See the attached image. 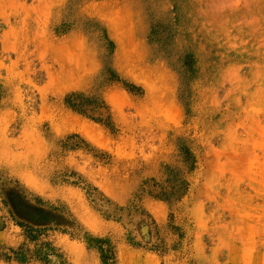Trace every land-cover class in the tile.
Returning a JSON list of instances; mask_svg holds the SVG:
<instances>
[{
	"label": "rangeland",
	"instance_id": "374dc122",
	"mask_svg": "<svg viewBox=\"0 0 264 264\" xmlns=\"http://www.w3.org/2000/svg\"><path fill=\"white\" fill-rule=\"evenodd\" d=\"M0 264H264V0H0Z\"/></svg>",
	"mask_w": 264,
	"mask_h": 264
},
{
	"label": "bare ground",
	"instance_id": "6f19581e",
	"mask_svg": "<svg viewBox=\"0 0 264 264\" xmlns=\"http://www.w3.org/2000/svg\"><path fill=\"white\" fill-rule=\"evenodd\" d=\"M75 64L78 65L77 62ZM75 64L74 63L71 64V62L70 63L62 62V63H59L58 66H55L56 64L50 65V66H45V67H43V70L45 71V78L48 79L47 81H49L51 83L53 82V84L59 83V82H61V84H62V82L63 83L65 82V84L72 86V83L75 80L74 78L75 77L77 78L76 73L79 71V67H83V66L77 67ZM79 65H82V64L79 63ZM80 69L83 70V68H80ZM77 79L80 80L79 78H77ZM78 80H76V81H78ZM78 82H81V81H78ZM62 85L64 86V84H62ZM74 85H76V83ZM89 124H87V125H89ZM87 128L88 127H85L84 125L80 126V132L84 133V132H87V130L89 132V129H87ZM87 135H89V134H87Z\"/></svg>",
	"mask_w": 264,
	"mask_h": 264
}]
</instances>
